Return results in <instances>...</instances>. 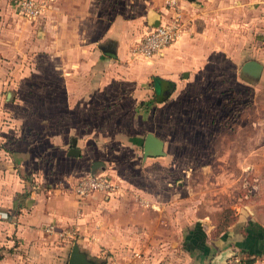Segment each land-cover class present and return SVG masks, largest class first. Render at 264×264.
<instances>
[{
  "label": "crops",
  "instance_id": "1",
  "mask_svg": "<svg viewBox=\"0 0 264 264\" xmlns=\"http://www.w3.org/2000/svg\"><path fill=\"white\" fill-rule=\"evenodd\" d=\"M1 1H5L6 9L8 0ZM68 1L76 4L77 0ZM91 1L82 0L81 24L78 19L66 18L71 43L66 45L65 57L58 56L59 60L50 62L49 73L10 71L12 60L19 55H13L11 50L15 44L4 38L0 41V92L4 91L3 101H7L0 104V264H66L70 240H75L95 264H209L218 255H222L219 264H223L228 256L246 257L235 245L244 234L239 219L217 236H211L210 229L203 248L191 243L187 252L186 235L193 227L187 230L186 224L192 223L187 219L136 215L138 209L123 199V179L113 176L105 159L114 162L112 153L107 152L111 147L107 148L108 144H140L141 166L159 163L157 159L162 156L142 159L145 134L150 132L160 138L152 129L156 127L155 107L173 95V90L213 77L221 51L217 32L226 27L225 31H234V23H230L234 14L241 12L244 16L240 21L242 31L253 29L257 20V29L263 32L264 0H178L184 21L182 32L172 44L148 58H134L130 47L148 29L149 11L145 22L115 17L96 29V23H91L96 20L95 15L94 19L91 17ZM137 1L144 8L149 0ZM56 2L52 1L48 11L31 22L36 28L44 29L43 19L52 15L51 30H59L60 19L69 13L63 15L60 3ZM72 11L75 18L78 11ZM261 39L264 45V37ZM50 43V47L55 46L53 40ZM102 46L112 48L115 57L104 55ZM257 60L263 69V62ZM13 80L24 81L25 87L32 86L27 91L40 90L39 96L45 97L41 107L6 100V93H11L10 98L15 90ZM28 80L33 83H27ZM41 80L48 82L46 91L37 82ZM23 92L27 96L26 90ZM44 111L49 115H43ZM118 111L120 116L115 117ZM145 111L144 132L139 130L138 118ZM114 122L120 126L115 130ZM160 139L164 151L165 140ZM72 140L79 150L78 156L66 154ZM93 162L102 163L103 168L94 171L106 173L118 188L110 196L94 192L85 197L76 213L77 201L67 186L76 177L90 173ZM48 226H52L50 231ZM73 227L78 231L75 239L63 233Z\"/></svg>",
  "mask_w": 264,
  "mask_h": 264
},
{
  "label": "rangeland",
  "instance_id": "2",
  "mask_svg": "<svg viewBox=\"0 0 264 264\" xmlns=\"http://www.w3.org/2000/svg\"><path fill=\"white\" fill-rule=\"evenodd\" d=\"M164 1L144 2L146 9L142 4L139 6L137 0H92L89 9L93 13L91 17L94 19L95 15L96 20L91 23H96L98 29V25H106L115 17L122 21L139 18L145 22L146 11H149L147 19L157 17L159 6ZM57 2L62 7L61 13L64 15L67 11L69 16L60 19L56 33L51 30L52 15L43 19L44 29H39L31 22L10 15L4 7L5 1L0 2V41L4 38L15 44L11 50L14 51L13 55H19L12 60L10 71L49 73L50 62L67 55L66 45L71 43L72 33L66 18L78 19L77 23L81 24L83 5L82 0L74 1L76 4L68 0ZM153 3L155 6L152 8ZM72 10L78 11L75 18L71 16ZM95 11L104 16H97ZM138 12L140 15H137ZM243 17L241 12L231 17L234 31H225L227 27L223 31L218 29L220 62L212 71L213 77L203 80L201 84L197 81L186 88L172 89L173 95L155 107L153 122L156 127L152 129L165 140L166 152L162 156L164 158L157 159L159 163L141 166L140 144L106 145L107 148L111 146L107 152L112 153L114 162L110 163L107 158L105 163L111 166L108 168L113 176L123 179L122 189L126 192L122 194L126 196L123 199L138 209L135 214L148 218L153 215V219H187L188 223H192L191 226L186 224L187 230L199 225L203 244L208 231L211 229L213 233L216 219H222L219 215L224 209H231L242 224L251 222L253 227L264 231V45L261 39L264 31L257 29V20H254L253 29L242 31L240 21ZM51 40L58 47H50ZM19 46L20 51L17 50ZM50 48L54 51L50 52ZM92 48L96 51L95 42ZM222 55L226 56V60L224 57L222 59ZM257 58L263 62L260 78L251 83L239 79V66L249 59L258 61ZM11 82L15 90L10 102L15 100L16 103L24 101L42 105L45 97L39 96L40 90L35 89L34 93L27 91L32 86L25 87L24 81ZM26 82L33 83V80ZM37 82L46 91L48 82ZM24 90L27 96H24ZM3 100L4 91H1L0 104L7 102ZM44 112L43 115H49L48 111ZM118 116L119 111L115 112V117ZM145 119L146 111L138 118L141 124L139 130L144 132L147 131ZM43 124L46 125L47 121ZM118 127L119 123L114 122L113 129ZM117 157H126L127 160L118 161ZM79 177L67 186L69 190ZM76 205L75 212L78 213L81 203ZM197 219L201 221L197 222ZM72 229V238H78L77 228ZM254 260L264 264V254L255 256Z\"/></svg>",
  "mask_w": 264,
  "mask_h": 264
},
{
  "label": "built area",
  "instance_id": "3",
  "mask_svg": "<svg viewBox=\"0 0 264 264\" xmlns=\"http://www.w3.org/2000/svg\"><path fill=\"white\" fill-rule=\"evenodd\" d=\"M54 0H8L6 9L15 18H21L28 22H34L42 17L51 6ZM182 8L178 0H165L162 10L157 15L158 24L155 27L149 26L140 38L130 47V54L134 58H148L155 55L163 47L172 44L182 32L184 21ZM117 190V186L111 181L106 173L90 172L81 175L70 188V192L75 196L76 201H80L90 196L94 192H101L104 195H111ZM52 226L47 227L50 231ZM64 234L74 236V230L64 231ZM225 264H258L249 259L239 256H229Z\"/></svg>",
  "mask_w": 264,
  "mask_h": 264
},
{
  "label": "water",
  "instance_id": "4",
  "mask_svg": "<svg viewBox=\"0 0 264 264\" xmlns=\"http://www.w3.org/2000/svg\"><path fill=\"white\" fill-rule=\"evenodd\" d=\"M186 1L193 2L194 0H186ZM157 24H158L157 17H154L153 19H150L148 21L149 26L155 27L157 26ZM100 49L104 55L109 57H115V53L112 48L102 46L100 47ZM261 71H262V65L256 60L249 59L244 61L240 65L238 69V75L244 81L251 83L259 79ZM10 94L11 93L9 91L6 93V97H5L6 100H10L9 98ZM66 154L67 156L79 155V150L75 148L74 140H72L71 146L69 147ZM164 155L165 152L163 151L162 140L150 132L146 133L142 143V159L144 160L146 157H155V156H164ZM96 168H103L102 163L93 162L91 165L90 172H94V169ZM221 256L222 255L213 257L209 264H219L222 261ZM66 264H95V263L93 259H91L84 251L80 250L76 242H72ZM98 264H102V263H98ZM223 264H225V262Z\"/></svg>",
  "mask_w": 264,
  "mask_h": 264
},
{
  "label": "trees",
  "instance_id": "5",
  "mask_svg": "<svg viewBox=\"0 0 264 264\" xmlns=\"http://www.w3.org/2000/svg\"><path fill=\"white\" fill-rule=\"evenodd\" d=\"M161 102L162 99H159ZM222 219H216L215 225L213 227L214 231L211 234V236H217L221 232H223L228 226L236 222V217L231 209H224L220 215ZM253 223L248 222L246 225V222L242 225H239L243 229V239L241 241H237L235 245L240 249V253H245L246 257L250 258V260L253 262V259L255 256H260L264 254V231L262 229H259L257 227H253ZM197 225V224H196ZM190 231L186 236V243H185V250L187 252H190V244L194 243L195 245H201L202 248L204 246L202 240H203V233L199 230V225L193 227L192 229L188 230ZM75 240H70V242H73ZM213 255V253L211 254ZM245 258V257H244ZM255 261V260H254Z\"/></svg>",
  "mask_w": 264,
  "mask_h": 264
}]
</instances>
